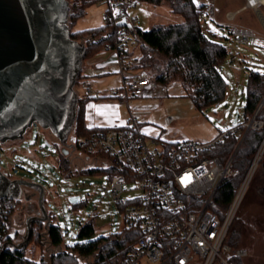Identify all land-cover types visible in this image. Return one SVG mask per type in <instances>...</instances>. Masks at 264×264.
<instances>
[{
	"label": "rangeland",
	"instance_id": "1",
	"mask_svg": "<svg viewBox=\"0 0 264 264\" xmlns=\"http://www.w3.org/2000/svg\"><path fill=\"white\" fill-rule=\"evenodd\" d=\"M206 1L195 0L197 5ZM246 2L247 0H216V6L223 13L226 9L236 11L231 25L238 24L254 30L255 36L247 44L238 43L230 34L231 25L224 27L216 22V18L223 16L222 12L217 11L216 18L203 16L204 22L210 29L209 35L230 49L221 64L227 89L225 96L218 103L197 107L192 98L177 84L180 82L182 85L179 78L171 80L168 83L170 85L154 81L151 91L146 90L142 96L127 94L123 87L118 61H113L110 66H103L101 62L89 65L87 62L89 57L83 59V78L82 75L78 78L79 81L77 80L74 89L79 96H86L85 86L88 85L90 92L107 96L106 101L104 100L105 104L100 108L104 115L114 114L117 119L124 122L123 124L136 121L140 131L148 136L173 142L184 140L205 142L218 138L222 132L229 131L236 124L235 118L238 119V123L244 119L250 72L255 70L264 73V1L260 0L257 7L239 10L246 5ZM69 6L70 26L73 20L70 19V15L75 11L72 0ZM81 8L84 9V13L75 19L72 26L74 31L105 24L107 9L105 3L87 1ZM129 13L139 16L138 26L144 30L155 24L176 23L183 19L170 10L168 2L153 5L141 1L136 8L130 9ZM79 41L86 44L85 39ZM157 56L162 62L165 60L164 56ZM237 63H241L243 69L239 68ZM134 72L126 71L125 75L131 76ZM151 73L154 77V73L152 71ZM117 90L119 93L115 94ZM74 135L73 129L71 136ZM86 156L84 153H77L71 144H60L59 139L50 129L42 127L37 122L27 130L22 139L0 141L1 170L12 178H24L43 185L44 206L50 216V223L58 224L63 233L62 245L53 246L46 237L45 231L42 243L37 241L38 230H35L31 240L22 248V257L28 261L49 263L53 252L65 249L81 240L78 232L81 225L89 220L93 221L95 227L92 238L111 236L124 229L126 224L122 207L111 196L109 171L82 170L102 167L106 160L104 158L94 160ZM66 158L68 167H65ZM128 186L134 187V183ZM27 190L30 189L23 186L24 195L22 194L19 199L17 205L19 209L15 211L16 220L15 216L13 218V226L17 229L18 235L27 232L25 218L30 211L29 203L25 200ZM139 193L134 189L125 191L122 199L127 201ZM73 196H78L79 200L72 202L70 199ZM231 228L235 235V244L248 251V255L242 258V263L264 264L263 166L255 172ZM15 242L18 243L19 239H15Z\"/></svg>",
	"mask_w": 264,
	"mask_h": 264
},
{
	"label": "built area",
	"instance_id": "2",
	"mask_svg": "<svg viewBox=\"0 0 264 264\" xmlns=\"http://www.w3.org/2000/svg\"><path fill=\"white\" fill-rule=\"evenodd\" d=\"M81 1L78 0L79 3ZM95 1L107 5L105 21L118 25L115 49L126 93L144 95L153 74L146 69H136L137 58L130 54L138 43L136 28L140 19L129 11L136 8L141 0ZM215 1L203 3L204 16L216 18ZM246 7H253L251 0H247ZM226 15L228 19L234 16L229 12ZM230 34L240 44H247L255 36L251 28L238 25L230 26ZM237 66L242 68L241 63ZM126 71L135 72L126 76ZM85 88L89 94L90 86ZM118 93L117 90L115 94ZM263 124L255 114L242 126L246 134ZM232 131L233 128L222 132L212 141L173 142L146 135L135 121L124 125L96 126L87 138L79 140V146L85 147L82 150L76 146L79 154L84 153L94 160H106L102 167L112 171L109 176L111 196L122 207L125 227L141 232L136 242L115 262L100 260L94 253L78 255L81 264H234L233 258L246 257L247 249L232 247L228 236L264 153V139L231 204L223 208L218 199L221 185L224 180L240 173L233 166V161L242 142H238L225 159L209 155L208 151ZM74 144H77V138ZM98 153H105L106 158ZM130 183H134V187H129ZM133 189L140 193L123 201L122 194ZM16 200L0 198V249L15 248L26 235L25 232L18 235L13 226L14 213L18 209ZM17 238L18 243L15 242Z\"/></svg>",
	"mask_w": 264,
	"mask_h": 264
},
{
	"label": "trees",
	"instance_id": "3",
	"mask_svg": "<svg viewBox=\"0 0 264 264\" xmlns=\"http://www.w3.org/2000/svg\"><path fill=\"white\" fill-rule=\"evenodd\" d=\"M95 0H78L73 2L75 8L71 13L70 35L75 40H86V54L84 58L104 48H116L118 25L113 21H105V24L82 30H73L75 19L84 13L81 8L85 2ZM153 5L169 3L173 13L182 16V21L168 24H155L149 29L136 28L138 36L137 46L131 51L136 56V69H148L154 73L153 79L165 84L171 80L181 79L186 95L190 96L199 108L206 105L218 103L226 93L227 83L221 64L227 57L229 49L220 41L212 38L209 32L203 29V3L197 5L194 0H141ZM137 50V51H136ZM156 54V56H155ZM157 55H162L165 60L162 62ZM83 78L82 70L78 78ZM78 80V79H77ZM79 81V80H78ZM76 81V83L78 82ZM247 103L245 105L244 119L236 123L223 140L216 143L209 151V155H217L221 159L227 158L234 150L237 143L244 134L245 127L242 123L249 121L255 114L264 122V104L259 111L257 109L264 98V73L252 70L248 81ZM107 97V96H105ZM98 96H79L77 117L75 121L76 146L82 150L85 147L79 146V140L87 138L96 127H89L85 122L86 102ZM257 112V113H256ZM264 139V124L259 129H250L244 136L233 161V166L238 168L240 173L232 178L223 181L219 193V201L223 208H227L240 184L242 183L248 167ZM106 156L105 153H98ZM65 167H68L66 158ZM264 167V153L257 166ZM97 169L107 170L110 175L111 169L103 167L84 168L85 171ZM257 171V170H256ZM19 200H16L18 205ZM14 211V210H13ZM4 215V214H3ZM2 217L5 218V215ZM37 225V226H36ZM36 226V227H35ZM38 230L37 241L42 243L43 233L53 246H60L63 242V233L58 224L50 223L47 227L40 221L32 222V233L29 241ZM95 234V227L92 220L81 225L78 232V240L72 246L53 252L50 255L49 263L44 261L34 263L22 257V248L0 249L2 264H81L78 255L88 256L96 253L98 259L106 262H115L118 256L125 253L140 237L141 232L136 228L124 227L121 231L109 235L92 238ZM11 236H9L10 238ZM235 235L232 228L229 232L228 242L232 247H238L235 242ZM28 241V242H29ZM234 264H243L242 258H233Z\"/></svg>",
	"mask_w": 264,
	"mask_h": 264
},
{
	"label": "water",
	"instance_id": "4",
	"mask_svg": "<svg viewBox=\"0 0 264 264\" xmlns=\"http://www.w3.org/2000/svg\"><path fill=\"white\" fill-rule=\"evenodd\" d=\"M69 13V0H0V141L22 139L35 122L67 140L79 100L74 86L87 49L84 42L71 38ZM263 104L264 99L257 112ZM7 175L0 164V198L21 197L23 186L40 190L43 216L28 218L24 240L15 246L22 248L30 239L32 222L50 224L45 189ZM70 200L77 202L79 197Z\"/></svg>",
	"mask_w": 264,
	"mask_h": 264
},
{
	"label": "crops",
	"instance_id": "5",
	"mask_svg": "<svg viewBox=\"0 0 264 264\" xmlns=\"http://www.w3.org/2000/svg\"><path fill=\"white\" fill-rule=\"evenodd\" d=\"M244 6L245 5L240 7L239 10L244 9ZM217 11H219V13L220 12L223 13V11L218 9V8H217ZM228 12L230 14H232V15H235V13H236V11H233L232 9H226L224 11V13L222 14L223 16L221 18H216V22L218 24L224 26V27L228 26V25H231L232 19H228L227 15H226ZM203 16H202V18H203ZM236 25H238V24H236ZM238 26H242V25H238ZM244 27H246V26H244ZM203 29H204L205 32H209L210 31L208 25L204 22V19H203ZM113 61H117L116 49L112 48V50H110V48H104V49H102L101 52L98 51V52L94 53L92 56H89V59H88L87 62L89 63V65L90 64L92 65V64L97 63V62L98 63L101 62V64L103 66H110ZM84 68H85V66H84ZM241 69H243V67ZM146 70H148V69H146ZM84 76H86V75H84ZM154 81H155L154 79L151 80V83H150V86L147 89V92L151 91V89L153 88ZM177 84H179L183 88V86L181 85L180 82H177ZM168 85H170V84H168ZM87 95H92V96H98L99 97V98H92V99H90V100H88L86 102V106H85V122H86L87 126L96 127V126L124 125L123 124L124 122L120 121L119 119H117L114 114L106 116V115H104L102 113L103 111L100 110L101 106H103L105 104V101H106L105 99H107V97H105L104 95H101L98 92H96V93L90 92ZM96 109H98V111H96ZM15 215L17 216V212L14 213V216ZM16 216H15V220H16Z\"/></svg>",
	"mask_w": 264,
	"mask_h": 264
},
{
	"label": "flooded vegetation",
	"instance_id": "6",
	"mask_svg": "<svg viewBox=\"0 0 264 264\" xmlns=\"http://www.w3.org/2000/svg\"><path fill=\"white\" fill-rule=\"evenodd\" d=\"M77 109H78V105H77ZM76 117H77V114H76ZM75 121H76V118H75ZM75 121L73 123V126L68 134V137H67V140L66 141H62L60 138H58L54 133V135L59 139V142L60 144H71L74 148V150H77V153L80 152V150L76 147V145L74 144V139L75 137L74 136H71V132L72 130L74 129V126H75ZM70 136V137H69ZM20 140V139H19ZM11 141V140H10ZM52 143V142H51ZM56 146L58 145L56 142H53ZM8 174V173H7ZM8 178L10 179H15L17 177H13L11 175H7ZM27 188H29L30 190L26 191L25 192V200L29 203V209L30 211L28 212V216H26L25 218V222L27 224V220L28 218H30L31 216H43V213L39 207V196H40V190L38 187H30V186H27ZM23 195H24V192H23ZM22 196V195H21ZM18 200L21 199V197L17 198ZM21 209V208H20ZM26 215V213L24 214ZM44 223V222H43Z\"/></svg>",
	"mask_w": 264,
	"mask_h": 264
},
{
	"label": "bare ground",
	"instance_id": "7",
	"mask_svg": "<svg viewBox=\"0 0 264 264\" xmlns=\"http://www.w3.org/2000/svg\"><path fill=\"white\" fill-rule=\"evenodd\" d=\"M260 0H251L252 4H253V7H257L258 3H259ZM264 1V0H262Z\"/></svg>",
	"mask_w": 264,
	"mask_h": 264
},
{
	"label": "snow or ice",
	"instance_id": "8",
	"mask_svg": "<svg viewBox=\"0 0 264 264\" xmlns=\"http://www.w3.org/2000/svg\"><path fill=\"white\" fill-rule=\"evenodd\" d=\"M194 2H195V0H194Z\"/></svg>",
	"mask_w": 264,
	"mask_h": 264
}]
</instances>
